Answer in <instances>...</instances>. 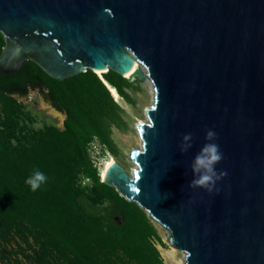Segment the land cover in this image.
Returning <instances> with one entry per match:
<instances>
[{
    "label": "water",
    "instance_id": "95a60500",
    "mask_svg": "<svg viewBox=\"0 0 264 264\" xmlns=\"http://www.w3.org/2000/svg\"><path fill=\"white\" fill-rule=\"evenodd\" d=\"M0 35L5 74L31 61L58 81H131L137 64L155 97L136 168L114 163L101 181L165 228L185 264H264V0H0ZM208 143L227 173L211 193L189 187Z\"/></svg>",
    "mask_w": 264,
    "mask_h": 264
},
{
    "label": "trees",
    "instance_id": "16d2710c",
    "mask_svg": "<svg viewBox=\"0 0 264 264\" xmlns=\"http://www.w3.org/2000/svg\"><path fill=\"white\" fill-rule=\"evenodd\" d=\"M4 45L0 35V54ZM104 78L131 102L132 83L113 71ZM35 88L66 116L63 130L23 126L15 97ZM121 113L91 70L58 81L31 61L17 73L0 69V264L13 245H24L30 264H165L152 218L104 184L90 157L94 141L111 148ZM37 169L48 179L33 192L25 180Z\"/></svg>",
    "mask_w": 264,
    "mask_h": 264
},
{
    "label": "rangeland",
    "instance_id": "374dc122",
    "mask_svg": "<svg viewBox=\"0 0 264 264\" xmlns=\"http://www.w3.org/2000/svg\"><path fill=\"white\" fill-rule=\"evenodd\" d=\"M146 81V80H145ZM141 81L139 78L128 81L132 83L131 87L126 90L130 96V103L120 99L118 104L122 108V122L120 128L112 129V143L110 149H104L97 141H94L90 147V157L95 162V166L99 172L103 161L112 154L118 163L127 171L131 170L132 163L130 158L132 149H140L139 143H135L134 139L139 138L137 126L140 120L145 121L146 109L151 107L153 101V85L149 82ZM149 89L151 91H149ZM21 104L24 111L27 113L24 121V127L29 130H41L48 126H55L60 130L64 129L66 116L60 114L54 109L44 98L40 89H30L25 97H15ZM152 99V100H151ZM152 103V104H151ZM88 179L83 180V185H90ZM161 241L155 240V244L160 251V254L165 264H169L165 258L167 251L170 250V245L167 241L168 231L161 225L152 221ZM24 245L22 249L13 245L8 248V253L5 255L6 264H30L23 257ZM185 261V258H184Z\"/></svg>",
    "mask_w": 264,
    "mask_h": 264
},
{
    "label": "clouds",
    "instance_id": "9594fccd",
    "mask_svg": "<svg viewBox=\"0 0 264 264\" xmlns=\"http://www.w3.org/2000/svg\"><path fill=\"white\" fill-rule=\"evenodd\" d=\"M217 134L213 131H208L206 139H212ZM191 140V134L184 136V141ZM190 145H182V150L186 151ZM223 159V153L220 150V146L216 143H208L203 146L200 153L195 157L192 164L193 172L196 178L193 179L189 185L192 189L202 188L211 193L216 186V182L221 180L227 175L226 172H220L217 174L215 165L221 162ZM137 180L139 176L135 177ZM47 177L40 170H35L26 180L25 183L31 187V190L35 192L42 184L47 182ZM107 202L105 201V205Z\"/></svg>",
    "mask_w": 264,
    "mask_h": 264
},
{
    "label": "bare ground",
    "instance_id": "6f19581e",
    "mask_svg": "<svg viewBox=\"0 0 264 264\" xmlns=\"http://www.w3.org/2000/svg\"><path fill=\"white\" fill-rule=\"evenodd\" d=\"M139 66L137 64H135V66L132 68L131 71H129L126 75H124L126 78H130V79H135V77H138L139 74H138V70H139ZM107 71H98V70H95V73L97 74V76L99 78H101L102 80H104L108 86V90L112 96V98L116 101V102H119V100L121 99L120 95L118 94L117 90L115 87H113L112 85H110L104 78V74H106ZM145 82H149V84L152 85V83L149 81V80H146ZM153 91H152V95H153V101H154V97H155V91H154V88H152ZM149 91H151L149 89ZM152 100V99H151ZM152 104V103H151ZM150 108V107H149ZM147 121V116L145 117V121L144 120H140L139 123H143V122H146ZM135 143H139V147H141V139L140 137L139 138H135L134 139ZM137 150V149H136ZM116 164L118 163V161L116 160V158L110 154L104 161H103V164L101 166V169H100V178H103L106 170L113 164ZM119 164V163H118ZM132 168L131 170L128 172L129 175H132V170H134L136 168V164L135 162L132 161V163L129 164ZM186 254L173 247V246H170V250L167 251L166 253V260L169 264H185V261H184V258H185Z\"/></svg>",
    "mask_w": 264,
    "mask_h": 264
},
{
    "label": "flooded vegetation",
    "instance_id": "af4514ba",
    "mask_svg": "<svg viewBox=\"0 0 264 264\" xmlns=\"http://www.w3.org/2000/svg\"><path fill=\"white\" fill-rule=\"evenodd\" d=\"M35 89H37V88H35ZM39 89V88H38Z\"/></svg>",
    "mask_w": 264,
    "mask_h": 264
}]
</instances>
